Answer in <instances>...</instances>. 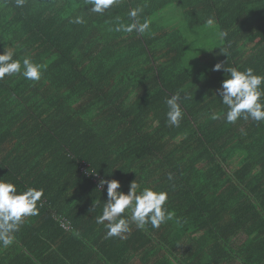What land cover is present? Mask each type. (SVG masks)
<instances>
[{
  "label": "trees",
  "instance_id": "trees-1",
  "mask_svg": "<svg viewBox=\"0 0 264 264\" xmlns=\"http://www.w3.org/2000/svg\"><path fill=\"white\" fill-rule=\"evenodd\" d=\"M138 6L149 29L115 31L116 17L129 23ZM90 7L0 0V52L43 66L39 81L0 80V178L44 190L39 214L0 247V264H264V121L227 123L218 92L227 73L213 70L221 62L264 75V0H118L103 15ZM171 7L177 27L158 17ZM177 92L174 127L165 101ZM111 179L125 193L133 181L166 191L172 219L130 222L124 238H106L96 217L107 200L100 182Z\"/></svg>",
  "mask_w": 264,
  "mask_h": 264
},
{
  "label": "clouds",
  "instance_id": "clouds-1",
  "mask_svg": "<svg viewBox=\"0 0 264 264\" xmlns=\"http://www.w3.org/2000/svg\"><path fill=\"white\" fill-rule=\"evenodd\" d=\"M91 5L90 13L103 15L106 10L118 4V0H86ZM25 0H16L18 7H22ZM141 7L129 10V23L116 17L115 31L131 34L145 33L150 23L147 19L141 22ZM75 24L86 23L83 16H76L72 20ZM212 23L211 20L208 21ZM220 37H226L227 32H220ZM227 55V50L220 48ZM14 52L5 48L0 52V80L6 76L22 75L26 80L39 81L42 75V65L34 63L30 57L25 56L14 59ZM223 68L227 76L221 82L218 90L221 102L226 106V122L236 123L238 119H251L256 122L264 121V75L256 74L252 68L240 70L238 67H225L218 62L213 70ZM187 98V97H185ZM179 92L167 98L165 103L168 107L167 124L179 127L183 116ZM218 118L213 115V119ZM172 176L169 174V179ZM101 185H107V200L103 204L102 214L96 217V223L104 225L106 238L121 237L130 230V222L138 229H145L146 225L159 228L161 224L172 219V213L164 205L168 200L166 191H157L152 187H142L131 182L127 193L120 190L119 180H101ZM44 195L43 188L28 187L19 191L17 186L10 180L0 178V247L7 248L14 243V233L18 232L26 217L39 214L38 201ZM128 215H124L125 213ZM107 222V223H105Z\"/></svg>",
  "mask_w": 264,
  "mask_h": 264
},
{
  "label": "rangeland",
  "instance_id": "rangeland-1",
  "mask_svg": "<svg viewBox=\"0 0 264 264\" xmlns=\"http://www.w3.org/2000/svg\"><path fill=\"white\" fill-rule=\"evenodd\" d=\"M160 16H162L161 19L163 23L165 22L164 21L165 19L166 20L165 23L170 27H177L178 25L182 24V17L180 16V12L175 7H171L170 9L161 12L158 15V17ZM195 37H196L195 35H192V38H195ZM209 40L214 42L216 40V36H212ZM204 45L206 44H204L203 42L201 43L200 41L198 47H203Z\"/></svg>",
  "mask_w": 264,
  "mask_h": 264
},
{
  "label": "built area",
  "instance_id": "built-area-1",
  "mask_svg": "<svg viewBox=\"0 0 264 264\" xmlns=\"http://www.w3.org/2000/svg\"><path fill=\"white\" fill-rule=\"evenodd\" d=\"M60 221H61V225L65 229H70L71 228V224H70V222L66 218H61Z\"/></svg>",
  "mask_w": 264,
  "mask_h": 264
}]
</instances>
